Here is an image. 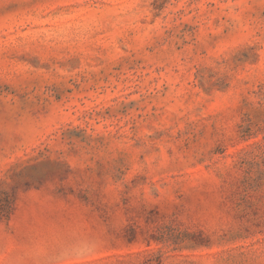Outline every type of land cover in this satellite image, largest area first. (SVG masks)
<instances>
[{
  "label": "rangeland",
  "instance_id": "obj_1",
  "mask_svg": "<svg viewBox=\"0 0 264 264\" xmlns=\"http://www.w3.org/2000/svg\"><path fill=\"white\" fill-rule=\"evenodd\" d=\"M0 264H264V0H0Z\"/></svg>",
  "mask_w": 264,
  "mask_h": 264
}]
</instances>
